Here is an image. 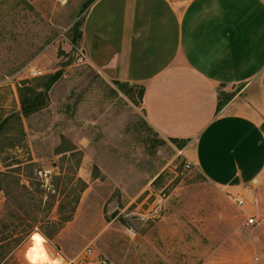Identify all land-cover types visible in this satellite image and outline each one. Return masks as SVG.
Instances as JSON below:
<instances>
[{
	"label": "rangeland",
	"instance_id": "obj_1",
	"mask_svg": "<svg viewBox=\"0 0 264 264\" xmlns=\"http://www.w3.org/2000/svg\"><path fill=\"white\" fill-rule=\"evenodd\" d=\"M88 1L0 0L5 255L15 264L264 259V173L251 189L230 191L187 168L188 142L160 137L138 90L130 96L87 62L79 34ZM58 70L43 106L24 115L19 87H38L33 79Z\"/></svg>",
	"mask_w": 264,
	"mask_h": 264
},
{
	"label": "crops",
	"instance_id": "obj_2",
	"mask_svg": "<svg viewBox=\"0 0 264 264\" xmlns=\"http://www.w3.org/2000/svg\"><path fill=\"white\" fill-rule=\"evenodd\" d=\"M81 33L93 68L145 86L147 123L188 140L189 162L209 183L239 191L259 180L264 0H95ZM220 88L234 96L217 112Z\"/></svg>",
	"mask_w": 264,
	"mask_h": 264
},
{
	"label": "trees",
	"instance_id": "obj_3",
	"mask_svg": "<svg viewBox=\"0 0 264 264\" xmlns=\"http://www.w3.org/2000/svg\"><path fill=\"white\" fill-rule=\"evenodd\" d=\"M95 0H89L88 1V5H91ZM61 72L60 70L54 72V73H50L47 75H44L42 77H38L36 79H33L34 81H38L37 86L40 87L42 86V88L45 91H41L38 89V87H35L34 85H27L25 87H19V96H20V101H21V106L23 109V113L24 115H28L31 112H35L37 110H39L42 106H43V98L44 95L48 92V90L51 88V86L57 81V79L61 76ZM40 81V82H39ZM26 83H29V81H25ZM115 83L121 88V89H127V92L130 94L133 91V88L138 90V98L139 100L142 101L144 94H145V86L139 83H130L128 81H120L118 79H115ZM130 96H133L130 94ZM234 96V93H226L224 91H221L219 93V97H218V104H217V112L220 111L225 104H227V102ZM135 98V97H133ZM136 100V99H135ZM136 102H138L136 100ZM171 140L176 143L177 145H179V147H183L188 140L186 139H179V138H171ZM7 176V173H0V176ZM79 197L76 198V202H78ZM64 203H60V208L61 211L62 207H64L63 205ZM73 214H67V215H63L61 213V219L63 221H68L72 218ZM42 233L47 236L48 238L50 237L49 234L45 233L44 231H42ZM5 238H0V264H15V263H11L12 262V258L11 255H5V253H7V247H8V243H6V241H4ZM10 254L11 251H8ZM11 258V259H10Z\"/></svg>",
	"mask_w": 264,
	"mask_h": 264
},
{
	"label": "built area",
	"instance_id": "obj_4",
	"mask_svg": "<svg viewBox=\"0 0 264 264\" xmlns=\"http://www.w3.org/2000/svg\"><path fill=\"white\" fill-rule=\"evenodd\" d=\"M81 59H82V58H81ZM37 74H39L38 71L34 70V71H33V75H37ZM186 167H187V168H190V167H191V163L188 162V163L186 164ZM239 200H240L241 203H243V199H239ZM248 220H249V223H254V222H255V218H254L253 216H251ZM89 252H91V250H89Z\"/></svg>",
	"mask_w": 264,
	"mask_h": 264
},
{
	"label": "water",
	"instance_id": "obj_5",
	"mask_svg": "<svg viewBox=\"0 0 264 264\" xmlns=\"http://www.w3.org/2000/svg\"><path fill=\"white\" fill-rule=\"evenodd\" d=\"M79 36L81 37L82 36V33L80 32Z\"/></svg>",
	"mask_w": 264,
	"mask_h": 264
},
{
	"label": "snow or ice",
	"instance_id": "obj_6",
	"mask_svg": "<svg viewBox=\"0 0 264 264\" xmlns=\"http://www.w3.org/2000/svg\"><path fill=\"white\" fill-rule=\"evenodd\" d=\"M35 239H37V240H38V239H39V237H35Z\"/></svg>",
	"mask_w": 264,
	"mask_h": 264
}]
</instances>
